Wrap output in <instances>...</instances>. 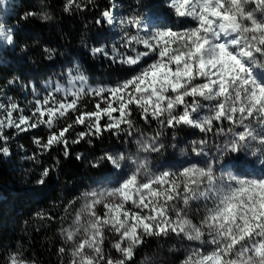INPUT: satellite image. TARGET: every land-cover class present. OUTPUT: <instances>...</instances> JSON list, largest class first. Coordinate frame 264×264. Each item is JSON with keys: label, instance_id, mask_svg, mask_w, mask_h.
<instances>
[{"label": "snow or ice", "instance_id": "obj_1", "mask_svg": "<svg viewBox=\"0 0 264 264\" xmlns=\"http://www.w3.org/2000/svg\"><path fill=\"white\" fill-rule=\"evenodd\" d=\"M166 5L180 27L175 20L172 26L157 27L139 13L118 19L113 0L96 24L119 27L120 44L111 51L92 47L89 54L128 66L131 74L111 86L91 87L76 65L67 73V86L50 82L43 96L32 87L37 99L31 115L14 119L13 113H22L20 106L0 104L7 112L0 120V156L11 155L6 127L27 132L43 125L47 138L42 142L34 136V143L41 153L60 146L65 158L70 144L91 143L105 133L133 137L140 131L137 119L174 131L196 129L205 136L227 132L230 138L202 166L186 163L150 171L149 156L140 153H160L166 147L160 131L137 138L136 153H105L91 161L93 168L106 161L121 178L111 187L82 193V207L63 230L71 244L69 264H134L137 249L148 238L170 236L210 247L197 248L181 264H264V175L248 180L231 172L218 176L216 167L233 154L236 159L227 163L240 172L239 165L245 163L240 153L251 149L252 155L259 151L264 156V72L256 71L264 70V0H166ZM74 10H83L80 0H65L64 12ZM36 17L42 22L53 19L41 8L24 12L19 20ZM17 35L16 28L0 22V45L15 46ZM104 39L106 34H99L97 44ZM43 51L49 59L55 53L47 47ZM89 99L95 100L94 107L85 110ZM224 122L227 129L220 127ZM198 143L192 151L208 156V141ZM82 158L77 154V160ZM51 172L50 167L42 168L36 183L43 185ZM195 201L203 202L198 223L190 217ZM108 235L118 257L105 250ZM4 264L28 262L17 251Z\"/></svg>", "mask_w": 264, "mask_h": 264}, {"label": "trees", "instance_id": "obj_2", "mask_svg": "<svg viewBox=\"0 0 264 264\" xmlns=\"http://www.w3.org/2000/svg\"><path fill=\"white\" fill-rule=\"evenodd\" d=\"M110 1L80 0L83 10L72 13L64 12L65 0H45L43 5L39 0L0 2V22L16 28L18 33L15 46L0 45V104L20 106L22 113H13L14 119L20 114L31 115L33 82L48 80L53 70L65 75L72 62H78L84 74L99 84L122 80L131 74L128 66L106 61L97 63L85 49L92 45L88 44L91 40L99 46L97 37L104 33L105 27L97 25L96 20L102 18L101 10L107 8ZM143 4L155 12L165 11L162 0ZM41 8L53 16L51 21L42 22L38 17L19 20L24 12H39ZM46 47L55 49L56 68L43 51ZM6 115V109H0V120L6 119ZM151 125L156 132L163 133L160 139L171 140L173 133L181 131L160 128L155 121ZM225 125L226 122L220 127ZM4 133L10 137L6 146L11 155L0 156V264L17 251L28 264H69V248L61 232L91 181L111 172L106 161L101 162L99 168H93L90 162L131 137L105 133L99 139L92 138L91 143L70 144V155L65 158L60 146L41 153L34 143V136L42 137V142L46 140L48 130L43 125L27 132L6 127ZM77 154H82L83 158L77 160ZM33 156L36 158L31 159ZM45 167L52 168V172L43 185L37 184ZM61 247L66 249L63 254L58 251ZM161 247L159 238H148L137 249L134 264H141L148 255L158 254Z\"/></svg>", "mask_w": 264, "mask_h": 264}, {"label": "rangeland", "instance_id": "obj_3", "mask_svg": "<svg viewBox=\"0 0 264 264\" xmlns=\"http://www.w3.org/2000/svg\"><path fill=\"white\" fill-rule=\"evenodd\" d=\"M251 7V5L249 6ZM143 15V14H142ZM172 21V19H170ZM189 26H191L189 24ZM104 43V46L107 47L106 42L107 40H102ZM88 44H92L89 46ZM86 46V50L89 53V49L92 47H96V44L91 40L90 43H88ZM120 44V40L118 42V45ZM139 48V46H137ZM109 51H111L112 48H108ZM118 51L124 53L127 55V51L119 50ZM135 55V54H132ZM97 59H100L102 57H95ZM55 58L52 56L51 59H48L51 62V65L58 66L57 60H54ZM106 61H109L108 59L104 58ZM76 65H79L78 62H72V67L69 68L73 69ZM120 65V64H119ZM124 66V65H122ZM67 71V73L69 72ZM258 72H264L262 69H256ZM67 73L65 75H61L57 70H53L51 77H49L48 80L40 83V82H33L32 87L34 86L38 91H40L41 96L45 95L47 91L50 89L46 88L45 86L51 83H61L65 86H67ZM88 78V85L91 87H100V86H111L113 82H109L107 84H99L96 82H93L92 78ZM119 81V80H118ZM32 95V101L33 103L37 99V97L33 94ZM57 96H60L59 93L56 94ZM95 100L89 99L87 102V108L85 110H92L94 107ZM138 128L140 131L134 133V136L127 140V142H122L121 145L116 147L113 151H111L109 154L118 155L120 153H136L137 151V138H144V136L151 137L155 135L156 131L153 129L152 125H142L139 124V121L137 119L136 121ZM229 125L227 124L225 129H227ZM253 127H256L254 124ZM81 130L80 127H76V131ZM257 131H260V129L257 127ZM71 136L75 137V132L71 131ZM123 136V135H122ZM126 137V136H123ZM206 139L208 143L204 145L205 151L208 152V156H198L196 155L192 149L194 147H199V141L201 139ZM230 138V134L225 133H208L206 136L204 133L199 132V130L191 129V128H184L183 130L179 132L173 133L171 140L166 139H160L161 142L165 144V148L162 149L160 153H152V154H146V153H140V155L143 157L145 155L149 156L150 164H149V170L152 172L158 171L162 166L165 168H174L178 169L183 166H185L186 163H200L201 166L203 165V162L205 160H208L211 158L213 154L216 153L217 146L222 145L224 142H226ZM255 144V142H253ZM174 145V146H173ZM256 148H259V145H256ZM251 149L248 152H242L239 154V156L242 158L245 163H241L239 165V168L241 169L240 172H237L236 168L232 166V164H228V161H233L236 159V156L233 154H229L223 158V161L219 163L217 167V175H223L227 177L228 173L231 172L232 175L236 176L239 179H255L262 175H264V163H261L262 160H264V156H261L259 151H257L256 155L251 154ZM110 165V164H109ZM111 166V165H110ZM119 173L114 170L111 166V172L108 174H105L102 177H99L97 179H93L90 183V186L87 191L93 189V188H103V187H111L115 185L119 179H120ZM83 197L80 199L78 204L76 205L75 211H73L69 216V223L65 226L64 229L68 228L69 225L72 223V220L75 217L76 212L80 210V208L83 205ZM203 202L202 201H195L193 202V211L190 213V217L193 219L194 223H198L200 216L203 215ZM97 210L99 212H103V209L98 207ZM63 229V230H64ZM63 230L61 232V237L63 241L66 243V245L69 248V260L72 259L70 255V249L71 244L67 242L64 238ZM159 238V241L161 243L162 250L158 252V254L153 256H146L142 259L141 264H181V261L187 257L188 255L192 254L197 250V248H203L206 250H210V247L208 245H201L199 242L196 241H187V240H181L178 237L170 236L168 238ZM112 241L113 237L111 235H108L105 239L106 244V252L112 253L113 256L118 257L119 253L115 252V250L112 248Z\"/></svg>", "mask_w": 264, "mask_h": 264}]
</instances>
